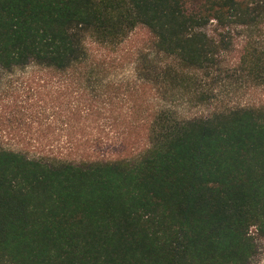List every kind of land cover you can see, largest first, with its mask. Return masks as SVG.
<instances>
[{"label": "trees", "instance_id": "trees-1", "mask_svg": "<svg viewBox=\"0 0 264 264\" xmlns=\"http://www.w3.org/2000/svg\"><path fill=\"white\" fill-rule=\"evenodd\" d=\"M129 42L127 76L108 78L98 50ZM29 68L87 93L97 123L101 97L109 122L78 135L80 154L76 137L0 145V264H255L264 99L200 116L174 103L208 101L204 79L264 92V0H0V88ZM112 141L127 152H98Z\"/></svg>", "mask_w": 264, "mask_h": 264}, {"label": "rangeland", "instance_id": "rangeland-1", "mask_svg": "<svg viewBox=\"0 0 264 264\" xmlns=\"http://www.w3.org/2000/svg\"><path fill=\"white\" fill-rule=\"evenodd\" d=\"M140 37L143 38L142 33L140 36L133 37L132 44L141 45ZM131 42L121 51L98 50L99 58L102 60L108 61L107 59L115 58L112 63L108 64V78L127 76L129 58L125 53ZM48 75L32 68L14 70L4 75L0 88V145L7 148H23L29 154H36L42 148L49 150L50 145L55 150L68 147L69 138L72 141L76 137L77 141L72 144L78 153L86 152L87 149L89 151L93 145L91 143L84 145L83 141H79L78 135L95 133L97 126L99 133L101 128L108 125L109 112L103 110L101 97L98 96L97 123L93 121V116L87 119V116H83V111H80L85 103V97H88L87 93L84 97L74 88V93L64 92L62 94L66 83L60 80L50 81ZM198 85L209 100L200 103L197 99L187 101L183 98L177 99L174 104L178 114L182 116L206 115L218 107L232 106L246 101L259 102L264 99V92L261 89H252L245 94L235 90L230 83L224 80L214 82L212 79H204ZM72 113L73 118L68 123L69 115ZM81 114L83 117H77ZM127 150H123L118 142L113 143L112 141L106 146L98 144V152L105 151L108 155L115 156ZM261 245L263 248L255 264H264V244Z\"/></svg>", "mask_w": 264, "mask_h": 264}]
</instances>
